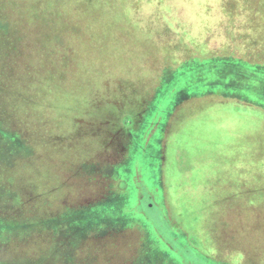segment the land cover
Segmentation results:
<instances>
[{"label":"rangeland","instance_id":"1","mask_svg":"<svg viewBox=\"0 0 264 264\" xmlns=\"http://www.w3.org/2000/svg\"><path fill=\"white\" fill-rule=\"evenodd\" d=\"M0 229V264H264V0H0Z\"/></svg>","mask_w":264,"mask_h":264},{"label":"trees","instance_id":"2","mask_svg":"<svg viewBox=\"0 0 264 264\" xmlns=\"http://www.w3.org/2000/svg\"><path fill=\"white\" fill-rule=\"evenodd\" d=\"M235 68L239 69V71H238L239 77L236 75L235 79H242L243 80V79H245V77L249 78L251 75L250 72L252 73V72L256 71L254 68L249 70L248 68H246L243 65L235 66ZM149 204L146 205V207L144 206L147 209V211H148V209H150ZM0 231L2 232V235L6 234V232H7L6 230H3V229H0Z\"/></svg>","mask_w":264,"mask_h":264}]
</instances>
